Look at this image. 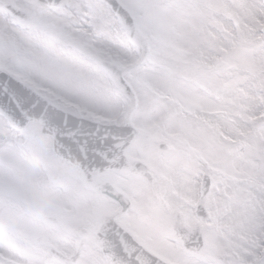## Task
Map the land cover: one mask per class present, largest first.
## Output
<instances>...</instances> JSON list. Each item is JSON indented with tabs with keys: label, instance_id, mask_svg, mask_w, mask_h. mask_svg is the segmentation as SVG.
Listing matches in <instances>:
<instances>
[{
	"label": "snow or ice",
	"instance_id": "obj_1",
	"mask_svg": "<svg viewBox=\"0 0 264 264\" xmlns=\"http://www.w3.org/2000/svg\"><path fill=\"white\" fill-rule=\"evenodd\" d=\"M0 264H264V0H0Z\"/></svg>",
	"mask_w": 264,
	"mask_h": 264
}]
</instances>
